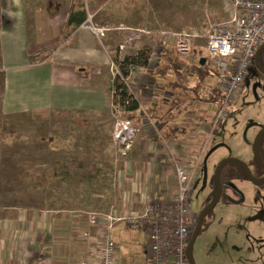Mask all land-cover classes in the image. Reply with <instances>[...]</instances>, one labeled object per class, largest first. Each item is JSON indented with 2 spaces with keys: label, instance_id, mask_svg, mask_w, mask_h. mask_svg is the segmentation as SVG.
I'll use <instances>...</instances> for the list:
<instances>
[{
  "label": "crops",
  "instance_id": "1",
  "mask_svg": "<svg viewBox=\"0 0 264 264\" xmlns=\"http://www.w3.org/2000/svg\"><path fill=\"white\" fill-rule=\"evenodd\" d=\"M48 1L0 0V264L94 261L95 244L83 237L87 216L49 205L53 131L110 126L109 141L115 125L111 64L127 33L114 28L116 33L106 30L98 38L80 26L63 40L71 0H52L59 5L54 16L45 12ZM121 24L118 22V27ZM201 58L206 59L204 46L183 60L186 70H194L187 84H182L171 69L160 80L148 77L147 70L128 76L129 89L140 107L139 119L145 109L155 108L160 117H167L170 111L176 131L168 139L160 135L163 141L184 146L179 155L187 161L196 158L205 142V121L211 122L216 110L209 100L218 86L211 79V75L216 77L215 69L206 63L205 70L210 73H200ZM176 84L181 88L180 102L171 108L170 87ZM112 145L123 161L111 184L121 201L120 216L143 210V192L161 201L166 192L173 191L174 170L166 162L168 151L152 130L144 128L136 133L124 156L114 141ZM117 215L113 212L110 227L101 231L115 245L118 264H130L131 256L121 255L115 242L113 231L122 222ZM95 235V228L87 233Z\"/></svg>",
  "mask_w": 264,
  "mask_h": 264
},
{
  "label": "rangeland",
  "instance_id": "2",
  "mask_svg": "<svg viewBox=\"0 0 264 264\" xmlns=\"http://www.w3.org/2000/svg\"><path fill=\"white\" fill-rule=\"evenodd\" d=\"M85 13L86 25L103 33L106 30L116 33L114 28L121 29L123 34L127 29L147 32L148 35L137 40V47L154 43L162 33L202 32L227 20L220 0H87ZM118 22L122 23L120 27ZM204 45L203 39L196 40L195 50ZM260 61L264 64V51ZM211 79L217 81L213 75ZM209 122L205 121L204 125L206 147L192 180L190 209L195 224L191 235L198 214L211 197L214 166L224 159L234 158L250 170L255 169L253 140L258 131L264 129V76L255 68L251 69L226 117L214 128ZM108 127L54 129L49 203L87 217L91 214L110 217L113 212L120 216L121 201L111 184L115 170L122 167L123 161L113 149V133L108 138L111 144L107 142ZM195 160H184V163L192 165ZM226 184L238 194L225 190L205 216V223L191 248L192 260L194 264H264V185L255 186L241 176ZM100 188L108 190L104 192ZM241 198L242 203H238ZM113 234L121 255L131 256L130 264H149L148 243L142 230L129 228L122 221Z\"/></svg>",
  "mask_w": 264,
  "mask_h": 264
},
{
  "label": "built area",
  "instance_id": "3",
  "mask_svg": "<svg viewBox=\"0 0 264 264\" xmlns=\"http://www.w3.org/2000/svg\"><path fill=\"white\" fill-rule=\"evenodd\" d=\"M227 20L206 28L202 32L182 31L179 33H162L154 43H149L151 52L148 58L147 71L157 65L160 48L171 46L179 58L191 57L195 49V41H205L206 62L216 71L218 90L221 93L220 103L210 122L214 128L228 114L229 107L239 98L250 70L254 69V54L264 40V0H220ZM82 28L91 31L97 37L103 32L86 23ZM145 31L128 30L123 41L117 46V52L123 56L132 49ZM113 78L119 76L116 66L111 64ZM129 76V75H128ZM121 78L130 88L129 77ZM154 87V84L152 83ZM138 87V86H136ZM152 89V88H151ZM130 91V89H129ZM141 119L135 121L120 120L115 117L113 130L114 144L119 147L121 156L126 155L131 141L141 129H150L168 151L167 164L174 170L173 191L166 192L161 201L152 200L148 193L140 195L143 211L140 213H124L117 220L123 221L127 227L144 232L148 243L149 264H189L185 258V250L191 237L195 218L190 209L192 180L200 155L204 153L206 141L202 144L196 160L192 165L184 163L179 155L184 146H177L163 141L160 127L143 112ZM207 133L204 132L203 135ZM181 148V149H180ZM182 152V151H181ZM114 218L91 214L87 217V228L83 237H87L95 248L92 251L94 261L81 264H118V252L113 242L102 228L110 227ZM96 229L95 236H87L90 229Z\"/></svg>",
  "mask_w": 264,
  "mask_h": 264
},
{
  "label": "trees",
  "instance_id": "4",
  "mask_svg": "<svg viewBox=\"0 0 264 264\" xmlns=\"http://www.w3.org/2000/svg\"><path fill=\"white\" fill-rule=\"evenodd\" d=\"M87 0H71L69 13L67 16V20L65 23V33L63 36V40H66L73 32L80 27L86 21V13H85V3ZM45 12L49 16H54L59 12V5L52 0H49L45 7ZM264 42V40H263ZM262 42V43H263ZM200 50V49H199ZM264 51V48L261 49L258 61L261 67L264 69V64L260 61V55ZM151 52V48L149 46H136L132 49L126 50L123 56H120L117 52V55L113 59V64L116 66L119 76L112 78L111 87H112V113L113 115L120 120H128L135 121L139 119V104L138 101L131 94L127 86L122 82L121 78H126L131 72L137 71H145L147 70L148 58ZM184 59L178 58L176 52L171 46H162V54L160 55L159 61L154 69L148 72V77L153 80H160L164 76L167 70L171 69L174 74L177 76V79L182 80V84H187L188 75L192 74L190 68L186 70L184 68ZM204 61L203 65H199L198 69L200 73L203 71L205 74H209L210 71H206V59L201 58ZM215 71V70H214ZM216 75V71L214 72ZM198 74V73H197ZM121 77V78H120ZM177 83V82H176ZM178 84L170 87V91L173 93V96L168 100V105L171 108H174L179 102L180 98H178L179 93H181V88L178 89ZM218 87V86H217ZM213 89V94L210 102L214 103L216 107H218L220 103L221 93L218 88ZM146 116H148L154 122H157L159 125H162L160 129V134L163 138L168 139V136L172 135L173 132L176 131V127H173L174 117L171 115L172 113L168 111L167 117L159 116L158 111L155 108L153 109H145L144 110ZM171 124H173L171 126ZM258 150L261 157V160L264 164V135L259 140ZM255 169L250 170L252 176L255 179H259L263 177L264 171L259 166L257 161L254 159ZM231 165V166H230ZM232 167V168H230ZM238 168V169H237ZM249 168V167H248ZM239 176L246 178L244 171L242 168L236 163H227L223 166L220 172V183L222 187V194L225 190H232V188L226 184L230 183L232 178H238ZM247 179V178H246ZM211 197L215 191V182L213 175L211 177ZM234 191V190H233ZM221 194V195H222ZM209 198V199H210ZM221 199V197H220ZM229 203L228 200H225ZM49 205H54V203H49ZM209 213V212H208ZM207 213V214H208ZM205 219V218H204ZM205 223V220L202 222V226ZM201 226V228H202ZM201 230V229H200Z\"/></svg>",
  "mask_w": 264,
  "mask_h": 264
},
{
  "label": "water",
  "instance_id": "5",
  "mask_svg": "<svg viewBox=\"0 0 264 264\" xmlns=\"http://www.w3.org/2000/svg\"><path fill=\"white\" fill-rule=\"evenodd\" d=\"M264 48V42L262 43V45L256 50L255 54H254V67L255 69L262 75L264 76V69L261 67V65L259 64L258 61V56L259 53L261 51V49ZM201 63L203 64L204 61L202 60ZM264 135V129H261L260 131H258V133L255 135L254 140H253V155H254V159L257 161V163L259 164V166L262 168V170L264 171V164L261 160L260 154H259V150H258V144H259V140L261 139V137ZM236 163L237 165H239L242 170L245 173L246 178L255 186H262L264 185V177L261 179H255L251 172L250 169L248 168V166L243 163L240 162L237 159L234 158H227L224 159L222 161H220L215 169H214V182H215V192L213 194V197L211 198L210 202L200 211V213L198 214L197 217V223L195 225V228L192 232V235L190 237L189 243L186 247L185 250V258L187 260V262L189 264H194L193 260H192V256H191V248L193 245V242L196 238V236L198 235L201 226H202V222L205 218V216L207 215V213L218 203V201L220 200L221 194H222V187H221V183H220V172L221 169L223 168V166L227 163ZM243 199L241 198L239 200L238 203H242Z\"/></svg>",
  "mask_w": 264,
  "mask_h": 264
},
{
  "label": "flooded vegetation",
  "instance_id": "6",
  "mask_svg": "<svg viewBox=\"0 0 264 264\" xmlns=\"http://www.w3.org/2000/svg\"><path fill=\"white\" fill-rule=\"evenodd\" d=\"M215 167L216 166H214V169H215ZM250 169V168H249ZM263 177H264V175H263ZM262 177V178H263ZM213 178H214V173H213ZM212 186V183H210V187ZM215 192V191H214ZM231 192H235V193H237V191H233V190H231ZM238 194V193H237ZM213 197V196H212ZM210 200H211V198L208 200V202L205 204V205H207L209 202H210ZM237 201V200H236Z\"/></svg>",
  "mask_w": 264,
  "mask_h": 264
}]
</instances>
